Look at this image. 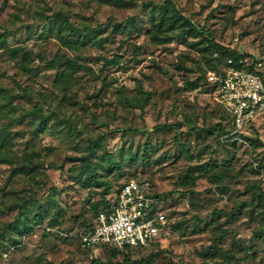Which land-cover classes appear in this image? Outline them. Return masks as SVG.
Wrapping results in <instances>:
<instances>
[{
	"label": "rangeland",
	"instance_id": "1",
	"mask_svg": "<svg viewBox=\"0 0 264 264\" xmlns=\"http://www.w3.org/2000/svg\"><path fill=\"white\" fill-rule=\"evenodd\" d=\"M62 17L101 25L99 42L59 37ZM210 41L264 76V0H0V264H264L263 239L247 248L264 226V113L238 132L217 129L232 127L204 80L224 58ZM129 179L160 194L168 225L152 246L91 252L45 234L92 223L96 182L111 192Z\"/></svg>",
	"mask_w": 264,
	"mask_h": 264
},
{
	"label": "built area",
	"instance_id": "2",
	"mask_svg": "<svg viewBox=\"0 0 264 264\" xmlns=\"http://www.w3.org/2000/svg\"><path fill=\"white\" fill-rule=\"evenodd\" d=\"M232 60L219 70H207L205 80L216 87V101L230 114L232 132H238L257 114L264 113V82L260 64L247 71L248 64ZM167 216L162 200L153 195L150 184L144 179H129L122 183L107 212H100L88 229L77 232L44 231L59 237L79 240L85 251L124 246L146 247L165 232Z\"/></svg>",
	"mask_w": 264,
	"mask_h": 264
},
{
	"label": "trees",
	"instance_id": "3",
	"mask_svg": "<svg viewBox=\"0 0 264 264\" xmlns=\"http://www.w3.org/2000/svg\"><path fill=\"white\" fill-rule=\"evenodd\" d=\"M101 1H110V2L117 3L119 0H101ZM170 15H171V21H170L171 25L177 24V26L180 27V26H183V24H188V27L184 28L183 31L185 33H190V31L193 28V26L191 24H189V21L186 18H184L180 14H176L174 12H171ZM100 28H101V25H97L95 27L83 26L82 28H75L65 18L62 17L57 22L56 31L58 33H60L59 37H62V34H64L66 31H69V30H73V31H77V32L81 33L80 38H79V46H82V45H86L88 43L97 44L99 42V40H96V35H98V33L100 31ZM115 29L123 30L124 27H121L120 24H116L115 25ZM60 39H62V38H60ZM164 39H165L164 41L168 40V38H164ZM209 43H210L211 49L213 51H217L222 56H224V58L220 62V64L211 67V70H215V71L219 70L221 67H223L226 64L227 60H229V59L233 61L234 66H237L236 65L237 60L243 58V55L237 53L236 51L228 50L225 47H223V46H221L219 44H216V43H214L212 41H210ZM66 63H67V66L71 69V71H75L76 69H78L80 67L78 64H76L75 62L70 61V60H67ZM255 66H256V63L254 61H252L246 66L245 69L247 71H253ZM58 78L60 80L64 81V82H68L70 80V75H69V73L61 72V73L58 74ZM261 78H262V80L264 82V76L262 75V72H261ZM204 80H205V77H204ZM207 84L215 92V97H216V95H217L216 94V87L214 85H212V84H209V83H207ZM143 105L144 104L139 105L140 109H142ZM222 109H223V111L225 113L227 123H230V125H231V116H230V114L223 107H222ZM54 119L57 120V121H60V122L63 121V120H59L55 116H54ZM45 120H46L45 116H40L39 114L37 115V123H36V131L35 132H38V129L44 127ZM216 126H217V129L221 130L223 132V134H225V135L226 134H231V132H232V129L224 131L220 124H216ZM4 143H5V137L2 135V132L0 131V148L3 146ZM4 159L6 160V158H4L3 156L0 155V161H3ZM109 159L111 160L112 156H109ZM87 164H88V167H86V168L83 167V171H86L87 168L91 167V163H87ZM20 171L23 172V173H29L30 172L29 168L25 167L23 165L20 166ZM89 173H90L89 177L92 178V174H91L90 170H89ZM123 182H125V181H123ZM122 183H120L115 188V190L109 192L110 189H111V186L108 184V182H96V184L101 185V191H100L101 200L100 201L102 203V208L103 209L98 211L97 208L93 207L94 208V214H95L94 217H96L100 212L109 211L110 205H111L112 201L115 199V197H116V195H117V193L119 191V188L121 187ZM153 195L155 197H157V198L160 197L159 196L160 194H153ZM16 215H17L16 216L17 219L20 220V228L22 229V231L24 233L29 232L31 230V227L27 226L26 223L23 221L24 215L22 213V209L21 208L18 209V212H17ZM93 220H94V218H93ZM49 224L52 225L53 221H50ZM167 225H168V220H167L166 226ZM90 226H91V223L79 222V223L76 224V226H75V228L73 230H74V232H77L80 229H88ZM44 227H50V228H52L54 230H60V228L58 226L51 227V226L48 225V226H44ZM224 233H225L224 231H221L219 235L222 236ZM45 234H49V233L45 232ZM67 238L69 239L71 237H67ZM253 238H260V239L264 240V226L261 229H259V230L253 231V233L251 235V238L249 240L250 244H248V247H247L248 249H250L251 240ZM154 243H155V241L152 242L149 246H146V247L124 246V247L121 248V250L122 251L143 250L145 248H148V247L152 246ZM101 248H103V247H101ZM215 254H216V250L214 248H212V249L208 248V249H205V251L202 252V255L204 257L214 256ZM146 261L147 260H145V259L144 260L140 259L138 262H139V264H147ZM123 262H124V264H128L129 263L128 259L126 257L123 258ZM224 263H229V261H226ZM176 264H190V263L178 262Z\"/></svg>",
	"mask_w": 264,
	"mask_h": 264
}]
</instances>
